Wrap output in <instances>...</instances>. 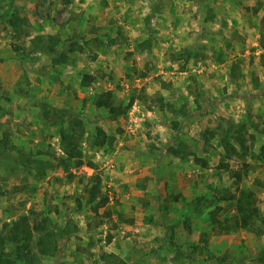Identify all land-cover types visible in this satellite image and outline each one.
<instances>
[{
    "label": "rangeland",
    "instance_id": "374dc122",
    "mask_svg": "<svg viewBox=\"0 0 264 264\" xmlns=\"http://www.w3.org/2000/svg\"><path fill=\"white\" fill-rule=\"evenodd\" d=\"M262 17L264 0H0V138L11 148L0 232L25 215L62 229L59 255L32 241L38 262L18 264H263L264 230L234 227L232 197L252 191L264 219V163L247 159L238 184L219 168L229 124H245L255 154L264 144ZM36 35L66 43V61L34 51ZM104 93L125 113L97 108ZM57 124L83 130L81 165L63 166ZM97 128L110 147L90 146ZM93 173L106 199L97 212Z\"/></svg>",
    "mask_w": 264,
    "mask_h": 264
},
{
    "label": "trees",
    "instance_id": "16d2710c",
    "mask_svg": "<svg viewBox=\"0 0 264 264\" xmlns=\"http://www.w3.org/2000/svg\"><path fill=\"white\" fill-rule=\"evenodd\" d=\"M152 12H157L156 6H151ZM264 23V17H262ZM8 24L11 30L15 33L22 31L21 19L17 15H11L8 19ZM260 42L264 49V24L260 29ZM31 44L34 51L45 53L51 56L54 64L63 63L67 59L66 53L62 52L66 43L61 44L58 48V40L52 35H36L32 38ZM71 51H73L70 48ZM93 78L90 75H84L81 79V85L89 87ZM95 106L97 108H106L113 116L121 115L125 113L120 103H116L112 100L110 93H104L98 97ZM76 117L75 119H73ZM67 124L75 123L77 127L82 129V121L75 114L71 113L68 117ZM58 125V124H57ZM176 128V125H174ZM76 130L71 126L67 128L63 124L58 125V135L60 149L64 155L61 158V162L64 167L74 162L76 166L82 164L83 153L80 148V138L82 131L77 134ZM246 126L243 123H231L229 124L219 137L220 146L223 151V160L219 164V168L231 172L234 183L238 184L243 175H247L253 168L252 164L247 162V159H253L255 161L264 163V144L260 145L258 152L254 153V135L250 134L248 138L251 141H247L246 138ZM113 137L108 136L102 129L97 128L94 136L90 141L92 148L110 147L113 143ZM11 154V148L7 138H0V158H8ZM232 158L240 159L241 165L237 169H231L226 162ZM243 172V173H242ZM100 182L101 179L98 173H93L88 177L87 184L85 185V192L88 195L87 203L91 206L90 209L97 212L98 207H103L106 204V199L101 197L98 200L100 194ZM235 199V222L234 227L249 230L251 224L255 220H259L260 227L264 230V219L261 217V212L256 205L254 194L250 190L240 189ZM98 200V202H97ZM77 203H79L77 201ZM96 203V205H93ZM7 231V232H5ZM62 229L52 224L46 216L40 217L39 222H31L29 216H21L18 221L4 225L0 232V264H18L27 259H31L38 262V256L31 250V242L34 241L36 246L40 249L41 255L46 257H53L59 255L62 252ZM37 234V237H36ZM35 236V237H34ZM9 247L6 250L7 246ZM102 257H112L117 259L114 255L104 254ZM260 262L264 264V257L259 258Z\"/></svg>",
    "mask_w": 264,
    "mask_h": 264
}]
</instances>
